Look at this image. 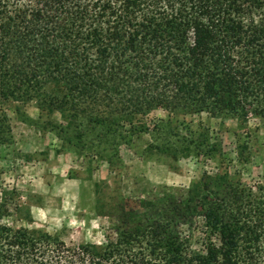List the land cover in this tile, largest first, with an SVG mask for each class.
I'll use <instances>...</instances> for the list:
<instances>
[{
  "label": "trees",
  "instance_id": "trees-1",
  "mask_svg": "<svg viewBox=\"0 0 264 264\" xmlns=\"http://www.w3.org/2000/svg\"><path fill=\"white\" fill-rule=\"evenodd\" d=\"M0 99H34L73 128L155 108L263 118L264 0H0ZM191 189L139 230L121 214L99 245L0 223V264H264V183L225 171Z\"/></svg>",
  "mask_w": 264,
  "mask_h": 264
},
{
  "label": "rangeland",
  "instance_id": "rangeland-1",
  "mask_svg": "<svg viewBox=\"0 0 264 264\" xmlns=\"http://www.w3.org/2000/svg\"><path fill=\"white\" fill-rule=\"evenodd\" d=\"M111 116L118 125L108 129L73 128L34 99H0V201L7 209L0 223L43 229L69 245H99L115 237L121 214L139 230L154 208L192 202L191 187L204 173L226 171L252 189L264 183V117L241 122L163 108L141 119ZM201 240L199 217L191 247Z\"/></svg>",
  "mask_w": 264,
  "mask_h": 264
}]
</instances>
